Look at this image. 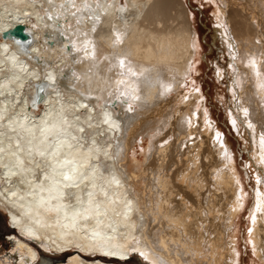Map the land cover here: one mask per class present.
Masks as SVG:
<instances>
[{
	"label": "bare ground",
	"instance_id": "obj_1",
	"mask_svg": "<svg viewBox=\"0 0 264 264\" xmlns=\"http://www.w3.org/2000/svg\"><path fill=\"white\" fill-rule=\"evenodd\" d=\"M220 1L232 72L217 74L228 75L232 128L251 152L246 240L264 264V0ZM17 24L29 39L4 35ZM192 27L182 0H0V217L11 247L0 264H144L135 250L147 264H239L248 196L231 142L201 90H179Z\"/></svg>",
	"mask_w": 264,
	"mask_h": 264
},
{
	"label": "rangeland",
	"instance_id": "obj_2",
	"mask_svg": "<svg viewBox=\"0 0 264 264\" xmlns=\"http://www.w3.org/2000/svg\"><path fill=\"white\" fill-rule=\"evenodd\" d=\"M124 1L125 0H122V2ZM182 2L189 9L193 26L192 28L194 30H197L198 41H195L197 46L195 48V58H193L194 60L192 61L191 65L192 67L190 68L188 74L185 76V82L182 84L183 86L181 85L179 90L182 89V91H185L192 89H200L202 96L205 97L204 100L207 111L210 112V115L214 122H216L219 127L222 128V131L225 133V135L229 138L231 142V147L233 150L237 169L242 180L243 186L244 188H246L248 196L246 199L245 208L239 215L237 223L239 264H254V257L251 251V247L249 246L248 240H246V232L249 230V213L253 204L252 188H254L255 185L248 164L249 155L251 152H245L247 148L245 149V146L243 147V143L239 139L238 133L235 132L236 130L232 128L229 112V106H231V95L228 90V75L224 78L219 77L217 74L218 70H221L222 72L228 74L231 68L230 56L229 53L225 50V47L221 44L218 26L214 17V12L217 9V6L221 5L222 3L220 0H182ZM65 18L67 19V17ZM231 72L232 71H230V73ZM173 93L174 92L170 94L173 95ZM141 106L140 104L138 106L134 104V109H143L144 107L142 106L141 108ZM168 129L169 127L167 126V130ZM145 134L147 133L141 134L140 137H136L135 141L131 146L132 148L128 153L129 155L134 154L135 151L134 155L139 159L141 158V148H145L149 142V138L147 135L145 136ZM0 208L3 207L0 205ZM3 217L4 215L0 217V228H2L3 225H5V227H8L9 224L8 219L6 217V219H4ZM7 233L8 232L0 233L1 259H3L2 256L10 252L11 250V247L8 246L5 242ZM135 251L141 258V251ZM46 256L49 257L48 254ZM113 259L114 258L111 257L109 258V260ZM103 260H108V258L104 257ZM141 260L143 259L141 258ZM143 261L141 262L143 263ZM50 262H52V260H50ZM52 263L54 264V262ZM133 263L136 264L137 262L133 261ZM55 264H57V262ZM137 264L140 263L138 262Z\"/></svg>",
	"mask_w": 264,
	"mask_h": 264
},
{
	"label": "water",
	"instance_id": "obj_3",
	"mask_svg": "<svg viewBox=\"0 0 264 264\" xmlns=\"http://www.w3.org/2000/svg\"><path fill=\"white\" fill-rule=\"evenodd\" d=\"M4 35L23 40L30 38L29 33H27L22 24H17L16 26L4 31Z\"/></svg>",
	"mask_w": 264,
	"mask_h": 264
},
{
	"label": "snow or ice",
	"instance_id": "obj_4",
	"mask_svg": "<svg viewBox=\"0 0 264 264\" xmlns=\"http://www.w3.org/2000/svg\"><path fill=\"white\" fill-rule=\"evenodd\" d=\"M49 2H51V0H49ZM119 39V37L117 36V40ZM121 67H123L124 66V61L123 60H121ZM130 71V70H129ZM133 76H137L138 78H140V77H144V74L143 73H139V74H137V73H131ZM144 80H145V84L147 85V86H150L151 85V80L150 79H148L147 77H144ZM122 83V82H121ZM138 98V97H137ZM41 155H43V153H41ZM66 163L67 164H71V161H66ZM72 171L73 172H75V169L73 168L72 169ZM63 179L65 180V181H72V179H73V177H72V175H69V174H64V176H63ZM73 185L72 184H66V187H72ZM140 255H143V253H141ZM145 259H146V257H145Z\"/></svg>",
	"mask_w": 264,
	"mask_h": 264
},
{
	"label": "trees",
	"instance_id": "obj_5",
	"mask_svg": "<svg viewBox=\"0 0 264 264\" xmlns=\"http://www.w3.org/2000/svg\"><path fill=\"white\" fill-rule=\"evenodd\" d=\"M0 229H1V232L0 233H2V232H8L9 231L8 227L7 226L5 227V225H3L2 228H0Z\"/></svg>",
	"mask_w": 264,
	"mask_h": 264
}]
</instances>
